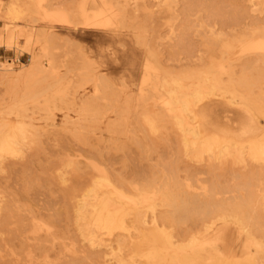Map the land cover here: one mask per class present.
<instances>
[{
	"label": "rangeland",
	"instance_id": "obj_1",
	"mask_svg": "<svg viewBox=\"0 0 264 264\" xmlns=\"http://www.w3.org/2000/svg\"><path fill=\"white\" fill-rule=\"evenodd\" d=\"M83 9L91 16L98 14L102 20L97 18L103 24L97 28H86ZM58 11L67 13L68 23L51 19L54 18L52 13ZM115 13H118L117 18ZM11 30L16 38L9 42ZM262 43L264 0H0V126L6 125L13 130L21 122L26 126L23 127L25 133L20 136L22 140L19 139V153H0V183L1 186H11L9 189L17 192L18 204L22 205L20 217L27 226L48 222L54 227L56 224L57 228L51 234L34 233L35 237H40L37 240L29 231H13L11 237L9 231L7 235V231L1 232L0 229V264H146L150 261L147 260V252H160L159 257L161 253L168 256L167 259L163 257L164 261L161 257L163 262L158 260L156 264H179L182 254L194 252H200V255L205 252L201 257H207H203L198 264H206V261L219 264V261L214 263L217 260H221V264H237L238 261L241 264H264V202L261 201L263 199L258 202L259 198H264L261 194L264 193ZM33 62H37L33 67L35 70H31ZM25 68L28 70L25 71ZM3 73L11 75L12 79H3ZM18 73L19 76H15ZM199 79L201 83H207H202L204 94L197 100L191 91L201 85ZM215 79L220 82L214 83ZM179 87H182V92ZM169 91L178 95L172 96ZM180 92L181 95L187 94L185 99L179 97ZM179 100L191 101L192 105H188L191 113H181L185 106ZM171 101L176 104L171 105L175 106L173 109L169 105ZM182 104L184 107L181 109ZM182 117L186 121H182ZM181 127L184 129L181 130ZM187 128L195 131L196 135L185 130ZM216 139L221 140L216 141L220 148L229 140L244 145L243 158L240 156L243 160L237 159V152H234L233 158L237 157L240 161L233 159L232 155L227 157L223 149L222 154L219 153L218 147L214 148L217 151L210 153L214 149L210 150L208 144ZM192 140L196 146L192 145ZM252 144L259 146L257 150ZM204 147L209 151H201ZM254 151L263 161L258 160L259 156ZM251 153H254V158ZM167 176L170 180L172 178V183H166L169 180ZM147 182L148 186L152 185L150 190L153 187L151 193L145 186ZM99 184L130 186L125 192L131 196L135 208L126 213L132 215L124 216L127 223L124 222V229L127 230L102 231L100 239L103 240L96 244L86 237L85 241L84 236H80V230L77 231L78 225L72 221L73 204L64 197L66 192L63 188L67 191L77 186L80 189L79 185ZM166 185L176 190L180 188L174 201L168 202L165 194L162 195ZM248 187L252 190L250 193ZM157 188L161 195L156 192ZM207 189L210 192L205 191ZM186 190L197 196L189 192V196L192 193L189 197L180 192ZM1 191L0 203L4 198ZM211 192L217 198L206 194ZM134 193L138 196L142 194L145 199L138 200ZM203 193L205 197L201 196ZM250 194L253 195L248 199ZM149 196L152 198L149 199ZM153 196L156 202L151 200ZM187 199L192 200L188 202ZM194 199L195 204V201L192 202ZM250 199L254 202V206L251 205L253 212L244 206L251 204L248 202ZM145 200L147 206L151 204L149 209L144 204ZM163 202L167 208L163 207ZM172 202L179 205L176 209L180 208L181 212H186L185 208L192 209H188L191 217L188 213L176 212L175 207L170 205ZM200 204L201 208L205 205L202 209L207 211L200 210V207L193 210ZM71 205V209H67ZM211 205L216 208L212 209ZM218 205L227 209L228 213L220 211ZM152 206H156L155 212L150 210ZM136 208H141L137 209L139 213ZM197 209L206 216L204 219H201V213L197 212L201 217L195 215ZM212 210H216L214 214L220 215L222 221L213 216ZM172 211L179 217L174 216L177 214ZM162 216L179 218L178 221H184L185 225L181 223V229L175 230L169 226H165L164 230L161 226L158 236L155 234L153 238L150 235L154 231V220L162 223ZM230 216L236 220L229 221L232 219ZM202 220H206L205 224L212 222L215 230L205 233ZM171 230L175 236L179 231L181 234L173 238L176 245L172 246L165 242L172 235ZM220 232L223 233L222 238H216ZM147 233H150L149 239ZM52 234H55L54 237ZM1 235L8 237L5 239ZM193 237L195 239L191 241ZM160 239H165L164 243H160ZM205 241H209L208 245ZM158 243L161 245L158 246ZM193 243L199 246H193ZM164 244L168 246L164 247ZM147 246H153V249L148 250ZM177 246L180 249H176ZM212 258L216 260L212 261ZM151 262L147 264H155Z\"/></svg>",
	"mask_w": 264,
	"mask_h": 264
},
{
	"label": "bare ground",
	"instance_id": "obj_2",
	"mask_svg": "<svg viewBox=\"0 0 264 264\" xmlns=\"http://www.w3.org/2000/svg\"><path fill=\"white\" fill-rule=\"evenodd\" d=\"M174 2V1H173ZM110 3V2H109ZM163 5V4H162ZM111 7V6H110ZM110 7H109V9H110ZM171 7V6H170ZM106 8V7H105ZM103 12V11H102ZM109 13V12H108ZM82 14H83V17H84V26L86 27V28H92V27H96L97 28V26H99V25H102L103 23H102V21H100V20H102V19H100L98 16V14H97V16H96V14H92L93 16H91L90 14H88L84 9H83V12H82ZM106 14V13H105ZM116 14V18H117V14L118 13H115ZM122 15V14H121ZM50 17V16H49ZM52 17H54V18H51V19H53V21H60L61 23L64 21V23L66 24V23H68V15H67V13L65 12V11H58V12H54V13H52ZM100 19V20H98V18ZM115 19V18H114ZM110 20V19H109ZM172 20V19H171ZM170 20V21H171ZM238 20V19H237ZM67 21V22H66ZM108 21V20H107ZM112 21V20H111ZM106 22V21H105ZM109 22V21H108ZM117 23V22H116ZM101 27V26H100ZM230 27V26H229ZM111 28V27H110ZM220 28V27H219ZM112 29H113V27H112ZM248 29V28H247ZM239 30V29H238ZM12 31V30H11ZM212 32V31H211ZM9 33V32H8ZM200 34V33H199ZM211 36V35H210ZM221 36V35H220ZM255 37V36H254ZM259 37H261V35L259 36ZM15 38H16V34H14L13 33V31L12 32H10L9 34H8V41L9 42H12V41H14L15 40ZM134 38V37H133ZM205 40V39H204ZM262 42H263V40H261ZM260 44V43H259ZM263 45H264V43H262ZM261 44V45H262ZM260 45V46H261ZM138 46V45H137ZM141 46V45H140ZM258 46V45H257ZM261 47H263V46H261ZM259 50H260V48H259ZM261 52V51H260ZM148 58V57H147ZM35 62V61H34ZM34 62H33V64L31 65V70L32 69H34L35 70V68H33V67H36V63L34 64ZM190 62V61H189ZM35 65V66H34ZM96 66V65H95ZM29 67V66H28ZM26 69L27 68H25V71H26ZM30 69V68H29ZM3 70H5V69H3ZM28 70V69H27ZM37 70V69H36ZM24 71V70H23ZM22 71V72H23ZM30 71V70H29ZM21 72V73H22ZM31 72H34V71H31ZM31 72H27V74H30ZM5 73H6V70H5ZM5 73H3L2 74V78L3 79H9V78H11L12 79V77H11V75H7V74H5ZM35 73V72H34ZM27 74H24L25 76L27 75ZM19 76V73L18 74H15V76ZM22 76H23V74H21ZM20 75V76H21ZM17 76V77H18ZM22 76H21V78H22ZM24 76V77H25ZM17 77H15V78H17ZM27 77V76H26ZM208 77V76H207ZM14 78V77H13ZM14 78V79H15ZM19 79H20V77H19ZM204 79V78H203ZM206 79V78H205ZM204 79V80H205ZM200 80V79H199ZM209 80V79H208ZM216 80H218V79H215V80H213V82L214 83H216V82H218V81H216ZM216 81V82H215ZM220 82V81H219ZM218 82V83H219ZM148 83V82H147ZM199 83L201 84L199 87L197 86V88L196 89H194L193 91H191V93H192V95H193V97L195 98V99H197V100H199V99H201L202 97H203V94H204V89H205V87L203 88L202 87V83H203V81H202V83H201V80L199 81ZM204 83H207V81H205ZM203 83V84H204ZM146 84V83H145ZM211 84H212V82H211ZM125 85V84H124ZM214 85V84H213ZM217 86V85H216ZM216 86H214V87H216ZM181 88L182 87H179V89H180V91H181ZM186 89V88H185ZM216 90L217 89H219V88H215ZM187 90V89H186ZM175 91V90H174ZM187 91H189V90H187ZM172 92H173V90H172ZM182 92V91H181ZM181 92H180V96L179 97H181V99L183 100V98L185 99V97L184 96H186L187 94H184V95H181ZM184 92V91H183ZM190 92V91H189ZM169 93H171V91H169ZM186 93V92H185ZM210 93V92H209ZM172 94V96H174V94L175 95H178V94H176V93H171ZM170 94V95H171ZM183 94V93H182ZM169 95V96H170ZM171 96V97H172ZM190 96H191V94H190ZM206 97V96H205ZM168 98H170V97H168ZM177 98V97H176ZM187 98V97H186ZM180 99V98H179ZM172 100L175 102V100H174V98H172ZM182 100H179V101H182ZM170 102V101H169ZM183 102V104H184V106H183V104H182V107H180L181 109L184 107V110L183 111H181V113H183L184 111L185 112H187V111H189V109H188V105H190V103H191V101L189 100V102L190 103H188V100H184V101H182ZM176 104L178 103L177 101L175 102ZM172 104H174L172 101H171V104H169L170 106L172 105ZM176 104H174V105H176ZM168 105V104H167ZM173 105V107L171 106H168V109H170V108H174L175 106ZM192 105V104H191ZM190 105V106H191ZM181 106V105H180ZM170 107V108H169ZM189 108H191V107H189ZM170 111H171V109H170ZM175 111V110H174ZM173 112V111H172ZM189 113H191V111H189ZM188 113V114H189ZM185 114V113H184ZM183 114V115H184ZM187 114V113H186ZM182 115V114H181ZM182 115V116H183ZM186 116H188V115H186ZM181 117V116H180ZM186 121V119H183V117H182V121ZM177 122V121H176ZM184 123V122H183ZM186 123V122H185ZM188 123V122H187ZM0 124H2V123H0ZM20 123H18L16 126H14V127H16L15 128V130H13V129H8V127L6 126V125H1L0 127H1V129H0V153H7L8 155L9 154H15V153H19V145H20V142H19V139H20V136L22 135L23 136V133H25L24 132V128H26V126L25 125H23V123L21 122V125H19ZM181 125H182V123H181ZM180 125V126H181ZM185 125V124H184ZM183 125V126H184ZM189 125L187 124V127H188ZM24 127V128H23ZM182 128V127H181ZM186 128V127H185ZM184 129V127L181 129V130H183ZM185 130H188V132L189 133H192V134H195L196 135V132L195 131H193V130H191V129H185ZM184 130V131H185ZM26 131H28V130H26ZM27 133V132H26ZM26 135V134H25ZM24 135V136H25ZM189 135V134H188ZM200 135V134H199ZM198 136V135H197ZM22 138V137H21ZM24 138V140L26 139V137H23ZM186 138V137H185ZM199 138V137H198ZM20 140H22V139H20ZM23 140V141H24ZM187 140V139H186ZM185 140V141H186ZM193 140H195V139H193ZM192 140V142L194 143H192V142H190V145H191V143H192V145H195V141H193ZM196 140L198 141V140H200V139H197L196 138ZM217 140H219V139H216V140H214V141H212V142H210L209 143V141H208V148L210 149V150H212V149H214V148H220L219 146H221V145H219V143L218 142H216ZM184 141V140H183ZM190 141V140H189ZM201 141V140H200ZM204 141L205 140H203V144H204ZM220 142H221V140H219ZM224 141H226V140H224ZM187 142V141H186ZM197 143V142H196ZM218 143V144H217ZM225 143V142H224ZM255 143V142H254ZM253 143V144H254ZM258 143V142H257ZM198 144H201V143H199L198 142ZM252 144V145H253ZM93 145V144H92ZM202 145V144H201ZM251 145V146H252ZM255 145V144H254ZM253 145V146H254ZM187 146H189V143L187 142ZM196 146V145H195ZM194 146V147H195ZM222 146H223V144H222ZM199 147V146H198ZM202 147H203V145H202ZM257 147H259V146H254V149L256 148V150H257ZM206 147H204V148H202L201 149V151L204 149V150H208V148H206ZM200 149V148H199ZM221 149H223L222 151L223 152H227V157H228V155H232V158H233V155L235 156V154H234V152H237L238 154H236L237 156H239L237 159H241V160H243L242 158H243V154H244V149H245V147H244V145H239V144H234V143H232L230 140H229V142H227L222 148H220V150H219V153H221L222 154V151H221ZM185 150V149H184ZM264 150V149H263ZM209 151V150H208ZM214 151H217V149L215 150H213L212 152H210V153H213ZM252 151V150H251ZM204 152V151H203ZM206 152V151H205ZM204 152V153H205ZM253 152V151H252ZM255 152V151H254ZM229 153V154H228ZM243 153V154H242ZM260 153V152H259ZM1 154V155H2ZM21 154V153H20ZM220 154V155H221ZM224 154V153H223ZM240 154V155H239ZM253 154L254 153H251V157H255V156H253ZM255 154L257 155V156H259L258 157V160H262L263 161V159H260V155L258 154V152L256 153L255 152ZM0 155V156H1ZM4 155V154H3ZM15 155H17V154H15ZM106 156H107V154H106ZM219 156V155H218ZM240 156H242V158H240ZM223 157V156H222ZM224 157H225V155H224ZM231 157V156H230ZM5 158V157H4ZM15 158V157H14ZM20 158V157H19ZM18 158V159H19ZM24 158V157H23ZM236 158H233V159H235L236 161H240V160H237ZM264 158V157H263ZM0 159H2V156L0 157ZM16 159V158H15ZM30 159V158H29ZM4 160V159H3ZM34 160V159H33ZM35 160H37V159H35ZM7 161V160H6ZM27 161H29V160H27ZM31 161V160H30ZM21 162H22V158H21ZM7 163H9V162H7ZM27 163V162H26ZM37 163V162H36ZM100 163V162H99ZM6 164V163H5ZM29 164H31V163H29ZM33 164V163H32ZM38 164H39V162H38ZM111 164V163H110ZM2 165V164H1ZM4 165V164H3ZM2 165V166H3ZM13 165V164H12ZM15 165V164H14ZM21 165V164H20ZM102 165V164H101ZM6 165H4V167H5ZM8 166V165H7ZM23 166V165H22ZM31 166V165H30ZM114 166V165H113ZM59 167V166H58ZM87 167V166H86ZM8 168V167H7ZM16 168V167H15ZM29 168V167H28ZM2 169H3V167H2ZM9 169V168H8ZM94 169V168H93ZM4 170V169H3ZM84 170V169H83ZM86 170V169H85ZM81 171V170H80ZM144 171V170H143ZM25 173V172H24ZM33 173V172H32ZM61 173V172H60ZM85 173V172H84ZM172 173V172H171ZM16 174H17V172H16ZM47 174V173H46ZM7 175V174H6ZM18 175V174H17ZM23 175V174H22ZM104 175V174H103ZM114 175V174H113ZM124 175V174H123ZM126 175V174H125ZM175 175V174H174ZM13 176V175H12ZM63 176V175H62ZM65 176V175H64ZM102 176V175H101ZM121 176V175H120ZM141 176V175H140ZM14 177V176H13ZM84 177V176H83ZM123 177V176H122ZM130 177V176H129ZM142 177V176H141ZM168 177V176H167ZM4 178V177H3ZM12 178V177H11ZM21 178V177H20ZM166 178V177H165ZM169 178V177H168ZM167 178V179H168ZM97 179V178H96ZM134 179V178H133ZM142 179H144V178H142ZM146 179V178H145ZM166 179V180H167ZM22 180V179H21ZM34 180V179H33ZM32 180V181H33ZM171 180H172V178H171ZM170 178H169V180L168 181H166V183H169L170 181ZM176 180V179H175ZM175 180H173V181H175ZM1 181V180H0ZM22 181H24V180H22ZM65 181V180H64ZM98 181V180H97ZM103 181V180H102ZM107 181V180H106ZM126 181V180H125ZM136 181V180H135ZM148 181V180H147ZM28 182V181H27ZM61 182V181H60ZM78 182V181H77ZM96 182V181H95ZM99 182V181H98ZM97 182V183H98ZM131 182V181H130ZM146 182V181H145ZM164 182V181H163ZM176 182H178V181H176ZM176 182H174V184L176 183ZM34 183V182H33ZM79 183V182H78ZM134 183H136V182H134ZM150 183V182H149ZM170 183H172V182H170ZM95 184V183H94ZM111 184V183H110ZM152 184H154L153 183V181H152ZM163 184V183H162ZM162 184H161V186H162ZM165 184V183H164ZM2 185V183H0V186ZM25 185V184H24ZM28 185V184H27ZM77 185V184H76ZM100 185V184H99ZM99 185H97V186H80L79 185V187H80V189H78V186L77 187H75L76 188V190H75V188L74 189H72V190H67L66 191V188L64 189L63 188V190H65V192L66 193H64L66 196H64L68 201H70L71 202V204H73V207H72V205L70 206V208H68L67 207V209H71V207L73 208V213H72V215H73V217H72V219L74 218V220H72L73 221V223H74V221H75V223L78 225V230L77 231H79L80 230V233L82 234H80V236H84V239H85V241H86V238H88L89 239V241H93V243L95 242H99L100 243V240L102 239H100V236H101V233H102V231L104 232V231H107V232H112V231H114L115 229H124L125 228V221H124V219L126 218V217H124V216H127V215H132V214H127L126 215V213L128 212V213H131V211H133V209L135 208L134 206H132L133 204H134V202H133V200H132V198H131V196H128V195H126V192H125V190L128 188V187H130V186H99ZM118 185V184H117ZM139 185V184H138ZM137 185V188H139V186ZM148 186V182L147 183H145V186ZM150 185V184H149ZM157 185V184H156ZM170 185V184H169ZM172 185V184H171ZM176 185H179V183L178 184H176ZM176 185H175V188H176ZM63 186V185H62ZM143 186V185H142ZM141 186V187H142ZM150 186H152V185H150ZM150 186H148V187H146V188H150ZM154 186V185H153ZM159 186V185H158ZM164 186V185H163ZM167 186V185H166ZM165 186V187H166ZM2 187V188H1ZM0 187V189L2 190L1 192L2 193H4V198H3V200L1 201V203H0V224H1V227H0V229H2V231L1 232H4V231H7V233H5V234H7L8 235V233L10 232V235L9 236H11V233L13 232V231H16V232H18V231H29V232H32L31 234H33V238L36 236H34V233H39V232H45L46 234H48V233H50L51 234V232L53 233L54 231H55V229H57L56 228V224H55V220L57 219H55V220H53L54 222H53V224H55V227L53 226V225H49V223L48 222H46L45 223V225H40L39 224V222H38V224H39V226H35L34 224L33 225H31V226H27L23 221L24 220H22V218L20 217L21 215H20V208H22L21 206V204H20V207L18 206L19 204H18V202H19V198L17 197V192H15V191H13V190H10L9 188L11 187V186H1ZM64 187H66V186H64ZM69 188H70V186H68ZM67 187V188H68ZM133 187H134V185H133ZM160 187V186H159ZM178 187V186H177ZM218 187V186H217ZM220 187V186H219ZM232 187V186H231ZM20 188V187H19ZM72 188V187H71ZM145 187H142V189L143 190H145L144 189ZM156 188V187H155ZM154 188V189H155ZM164 188V187H163ZM163 188H161L162 190H163ZM174 187H169V186H167V188H164V192L165 193H162V195L163 194H165V197L164 198H166V201H174L178 196H176L177 194H175L180 188L178 187L177 189L178 190H176V189H173ZM26 189V188H25ZM44 189V188H43ZM50 189V188H49ZM135 189V188H134ZM141 189V188H140ZM191 189V188H190ZM206 189V188H205ZM214 189V188H213ZM215 189H216V187H215ZM218 189V188H217ZM246 189V188H245ZM248 189L250 190V187H248ZM261 189H263V188H261ZM48 190V189H47ZM52 190V189H51ZM150 190V189H149ZM152 191H153V187H152V189H151ZM151 190L149 191V193H151ZM182 190V189H181ZM209 189H207V190H205V191H208ZM249 190H246V193L249 191ZM253 190H255V189H253ZM257 190V189H256ZM255 190V191H256ZM258 190H259V188H258ZM257 190V191H258ZM137 191H140V190H137ZM148 191V190H147ZM162 191V192H163ZM213 191H215V190H213ZM233 191V190H232ZM245 191V190H244ZM252 190H250L249 191V193L251 192ZM263 192H264V190H262ZM131 192V191H130ZM156 192H158V193H160V195H161V191L157 188V191ZM181 193H183V195H184V193H186L187 194V196H189L188 195V193L189 192H192L191 190L187 193V190H186V192H182V191H180ZM179 192V193H180ZM208 192H210V191H208ZM218 192V191H217ZM254 192V191H253ZM260 192H261V190H260ZM259 192V193H260ZM20 193V192H19ZM140 193H144V191L142 192H140ZM154 193H155V191H154ZM178 193V194H179ZM193 193V192H192ZM192 193L190 194V196L189 197H191L192 196ZM205 193V192H204ZM202 194L201 196H204V195H208V194H210L211 196H213L212 195V192L211 193H206V194ZM249 193H247V194H249ZM256 195L258 194V193H256V192H254ZM253 193V194H254ZM28 194H30V193H28ZM194 194V193H193ZM247 194H246V196H247ZM253 194H250V195H248V199L250 198L249 196H252ZM254 194V195H255ZM261 194H264V193H262L261 192ZM132 195H133V193H132ZM134 195H136V193H134ZM182 195V196H183ZM214 195H216V194H214ZM217 195H218V193H217ZM220 195V194H219ZM260 195V194H259ZM21 196V195H20ZM63 196V195H62ZM138 195H136V197H137ZM139 196H141V198L139 197ZM138 196V200H140V199H142L143 197H142V194L141 195H139ZM157 196V195H156ZM194 196H197V194L195 195L194 194ZM201 196H199L200 197V199H201ZM258 196V195H257ZM257 196L255 197V199L257 198ZM144 197H146V196H144ZM148 197V196H147ZM150 197L151 196H149V199H150ZM163 196H161V198H162ZM205 197V196H204ZM203 197V198H204ZM207 197V196H206ZM213 197H215V196H213ZM254 197V196H253ZM262 197V196H261ZM152 198V197H151ZM154 198H155V196H153V199H151V200H154ZM158 198V197H157ZM198 198V197H197ZM210 198V197H209ZM215 198H217V197H215ZM252 198V197H251ZM136 199V201H138ZM143 199H145V198H143ZM148 199V198H147ZM156 199V198H155ZM159 200H160V198H158ZM184 199H185V196H184ZM205 199V198H204ZM213 199V198H212ZM245 199V198H244ZM247 199V198H246ZM245 199V200H246ZM247 199V200H248ZM260 199H263L264 200V198L262 197V198H259L258 199V202H259V200ZM22 200V199H21ZM60 200V199H59ZM73 200H74V202H73ZM157 200V199H156ZM158 200V201H159ZM161 200H163V199H161ZM182 200H183V198H182ZM186 200V199H185ZM190 200H192V199H187V201L189 202ZM199 200V199H198ZM208 199H206V201H207ZM226 200V199H225ZM224 200V201H225ZM244 200V201H245ZM257 200V199H256ZM263 200H261L262 202H264ZM141 201V200H140ZM143 201V200H142ZM148 201V200H147ZM155 201V200H154ZM153 201V202H154ZM157 201V202H158ZM163 201H165V199L163 200ZM177 201V204H178V200H176ZM184 201V200H183ZM195 201V199L192 201V202H194ZM204 201V200H203ZM223 201V202H224ZM253 201V200H252ZM252 201H251V199L248 201V202H251V204L249 205V203H247V201L245 202V203H247L248 204V206H254V202L252 203ZM255 201V200H254ZM73 202V203H72ZM149 202V201H148ZM151 202V201H150ZM156 202V201H155ZM154 202V203H155ZM187 202V203H188ZM192 202H190L191 204H192ZM200 202L202 203V200H200ZM205 202V201H204ZM220 202V201H219ZM243 201H241V203H242ZM136 203V202H135ZM152 203V202H151ZM153 203V204H154ZM160 203H161V201H160ZM164 203V202H163ZM196 203V201L194 202V204ZM198 203H199V201H198ZM209 203V202H208ZM211 203V202H210ZM225 203V202H224ZM233 203H236L235 201L233 202ZM244 203V204H245ZM67 204V203H66ZM144 204L146 205V200L144 201ZM152 204V205H153ZM162 204V203H161ZM165 205L163 206L164 208H167V207H165L166 206V203H164ZM172 204V205H171ZM173 204H175V202L173 203H170V205L172 206V207H175V209L177 208L178 209V206L179 205H177V204H175V205H173ZM185 204V203H184ZM193 204V205H194ZM204 204V203H203ZM237 204H239V203H237ZM236 204V205H237ZM151 204H149V206H147V208L148 207H151L150 206ZM158 205H160V204H158ZM167 205H169V203H167ZM207 205V204H206ZM213 205V204H212ZM212 205L210 206L212 209H213V207H215V206H213L212 207ZM228 205H229V202H228ZM241 205H243V203L241 204ZM136 206H137V203H136ZM138 206H139V204H138ZM171 206H170V208H171ZM203 206H205V205H203ZM203 206H202V208H203ZM219 206V205H218ZM227 206V205H226ZM239 206H240V204H239ZM238 206V207H239ZM245 207H247V208H249V210H250V212H253V211H251V208H253L254 209V207H248L247 205H244ZM257 206V205H256ZM258 206H260V207H262L263 208V206H264V204H263V206H261V205H258ZM145 207V206H144ZM198 207H200L201 208V204H200V206H198L197 205V207H193V210H194V208L196 209V208H198ZM210 207L208 206V208L210 209ZM221 207V205L218 207L219 208V210L220 209H222V208H220ZM231 207V206H230ZM233 207H234V204H233ZM133 208V209H132ZM143 208V207H142ZM154 208H156V206L154 207ZM153 208V206H152V208H150V210L151 209H153V212H155V209ZM199 208V209H200ZM200 209V210H205V211H207V209ZM206 208V207H205ZM216 208V207H215ZM24 209V208H23ZM61 209V208H60ZM137 209L138 208H136L135 210H136V212H138L137 211ZM139 209H141V208H139ZM138 209V210H139ZM149 209V208H148ZM176 209V210H177ZM188 209H190V208H185V211L186 212H183V214L185 213V214H187V215H190L189 213H191ZM258 209H259V207H258ZM134 210V211H135ZM181 209L179 208V210H177L176 212H180V213H182L181 211H180ZM188 210V211H187ZM190 210H192V209H190ZM218 210V209H217ZM222 210H224V211H226L225 209H222ZM240 209L238 208V211H239ZM242 210H244V209H242ZM248 210V209H247ZM248 210V211H249ZM255 210H257V207H256V209ZM59 211V210H58ZM66 211V210H65ZM71 211V210H70ZM70 211H66L67 213H70ZM71 211V212H72ZM130 211V212H129ZM216 211V210H215ZM214 210H212V212H213V216L214 215H216V214H214V213H216ZM221 211V210H220ZM223 211V212H224ZM246 211V210H245ZM245 211H242V213L243 212H245ZM259 211H261V210H259ZM262 211L264 212V209H262ZM29 212V211H28ZM60 212H61V210H60ZM65 212V213H66ZM173 212V211H172ZM175 211L173 212V213H176ZM201 213V211L199 212V210L197 209V211L195 210V213ZM210 213H211V210L209 211ZM207 213V214H210V213ZM219 212V211H218ZM227 213H228V211H226ZM225 212V213H226ZM231 212V211H230ZM235 212V211H234ZM133 213H135V212H133ZM139 213V212H138ZM178 213H176L177 215H175L174 214V216H176V217H179L178 216ZM194 212H193V214H195ZM195 214L196 216H198L199 214ZM238 213V212H237ZM256 213H257V211H256ZM141 214V213H140ZM170 214V213H169ZM183 214H182V216H183ZM201 214H203V213H201ZM212 214V213H211ZM210 214V216H212ZM260 214V213H259ZM258 214V215H259ZM27 215V214H26ZM37 215V214H36ZM40 215V214H39ZM136 215V214H135ZM143 215V214H142ZM142 215H139L140 217H142ZM161 215V213L159 214V216ZM163 215V214H162ZM166 215H167V212H166ZM224 215V214H223ZM235 215H240V214H235ZM234 215V216H235ZM246 215V214H245ZM254 215V214H253ZM263 215V214H262ZM23 216V215H22ZM133 216H134V214H133ZM137 216V218H139L138 217V214L136 215ZM159 216L157 215V218H159ZM169 216H171V214L169 215ZM172 216H173V214H172ZM200 216V215H199ZM202 216V218L201 219H204L206 216L203 214V215H201ZM200 216V217H201ZM217 216V215H216ZM220 216V215H219ZM219 216H217V217H219ZM233 216V215H232ZM241 216V215H240ZM242 216H244V215H242ZM257 215L255 214V217H256ZM52 217H53V215H52ZM68 217L70 218V216H69V214H68ZM135 217V216H134ZM164 216H162V217H160V220L163 218ZM176 217H174V218H176ZM190 217H191V215H190ZM189 217V218H190ZM204 217V218H203ZM215 217V216H214ZM227 217V216H226ZM231 217V216H230ZM246 217V216H245ZM24 218V217H23ZM29 218V217H28ZM34 218V217H33ZM32 218V219H33ZM50 218V217H49ZM137 218L135 219L136 221H137ZM172 218V217H171ZM171 218H163V222L161 223V221H159L158 220V222H156L155 220H154V224H155V226H154V228L152 227V229H154V231L151 229V227L149 228V229H151L152 231V233H151V235L150 236H154L153 238H155L156 236H158L157 235V233H159L160 232V230L162 229V228H159V227H167V226H169L168 228H171V229H173V230H175V229H177V228H179V229H181V227H180V224L181 223H183L184 224V221H182L181 223H180V221H178V219L179 218H176V219H171ZM221 218H223L222 216H221ZM232 218V217H231ZM234 218V217H233ZM233 218L231 219V220H229V221H234V220H236V219H234L233 220ZM240 218V217H239ZM37 219V218H36ZM51 219V218H50ZM140 219V218H139ZM154 219V218H153ZM152 219V220H153ZM181 219V218H180ZM191 219V218H190ZM219 219H220V217H219ZM224 219H226L227 220V218H224ZM230 219V218H229ZM253 219V218H252ZM255 219V218H254ZM26 220V219H25ZM33 220H35V219H33ZM134 220V221H135ZM142 220V219H141ZM140 220V221H141ZM194 221L195 220H197V219H193ZM193 220H192V222H193ZM209 220H211V219H209ZM221 220V219H220ZM247 220V219H246ZM256 220V219H255ZM199 220H197V222H198ZM213 221V220H212ZM222 221V220H221ZM223 221H225V220H223ZM229 221H227L228 223H230ZM237 221L239 222V220L237 219ZM237 221H235L236 223H237ZM258 221H259V219H258ZM260 221H262V219L260 220ZM264 221V220H263ZM36 222H37V220H36ZM50 222V221H49ZM125 222V223H124ZM145 222V221H144ZM191 222V221H190ZM191 222V223H192ZM202 222H204L203 220H202ZM205 222H206V220H205ZM205 222L204 223H202V224H204V231H205V233L207 232V233H212L215 229H214V224L212 223V222H208V223H206L205 224ZM249 222V221H248ZM51 223V222H50ZM67 223V222H66ZM195 223V222H194ZM233 223V222H232ZM235 223V224H236ZM246 223V222H245ZM250 223V222H249ZM248 223V224H249ZM253 223V222H252ZM255 223H257V221L255 222ZM264 223V222H263ZM15 224V225H14ZM37 224V223H36ZM127 224V223H126ZM153 224V225H154ZM183 224H182V226H183ZM193 224V223H192ZM191 224V225H192ZM196 224V223H195ZM242 224V223H241ZM241 224H239V225H241ZM248 224H247V226H248ZM261 224V223H260ZM260 224H258V225H260ZM13 225V226H12ZM185 225V224H184ZM197 225V224H196ZM199 225H200V223H199ZM238 225V226H239ZM58 226V225H57ZM131 226V225H130ZM134 226V225H133ZM139 226V225H138ZM141 226V225H140ZM193 226V225H192ZM202 226V225H201ZM246 226V225H245ZM245 226H242V227H245ZM128 227V226H127ZM196 227V226H195ZM241 227V226H240ZM251 227V226H250ZM255 226H253V228H254ZM175 228V229H174ZM187 229H188V227H186ZM186 228H184V230L186 229ZM190 228V230H191V226L189 227ZM201 228V227H200ZM264 228V227H263ZM119 229V230H120ZM160 229V230H159ZM252 229V228H251ZM257 229V228H256ZM63 230V229H62ZM124 230H127V229H124ZM123 230V231H124ZM142 230V229H141ZM164 230H165V228H164ZM173 230H171V232L173 231ZM182 230H183V228H182ZM200 230V229H199ZM258 230V229H257ZM9 231V232H8ZM57 231V230H56ZM73 231V230H72ZM143 231V230H142ZM148 231V230H147ZM150 231V230H149ZM192 231V230H191ZM240 231H241V229H240ZM244 231V230H243ZM248 230H246V232H247ZM250 231H252V230H250ZM254 231V230H253ZM256 231V230H255ZM261 231V230H260ZM20 232L18 233V234H20ZM23 232V233H24ZM26 232V233H27ZM141 232V231H140ZM164 232V231H163ZM176 232V231H175ZM178 232V231H177ZM185 232H186V230H185ZM223 232V231H222ZM245 232V233H246ZM44 233V234H45ZM105 233V232H104ZM128 233H130V231L128 232ZM169 233V232H168ZM188 233V232H187ZM244 233V232H243ZM252 233V232H251ZM14 234V237L16 236L15 235V233H13ZM12 234V235H13ZM107 234H109V233H107ZM112 234V233H111ZM133 234V233H132ZM148 234V239H149V234L150 233H147ZM152 234H154V235H152ZM155 234H156V236H155ZM163 234V233H162ZM166 234V233H165ZM165 234H163V235H165ZM176 234V233H175ZM198 234V233H197ZM2 236V237H8V236ZM39 235H40V233H39ZM53 235H55V234H52L51 236H53ZM58 235V234H57ZM120 235V234H119ZM159 235H161V234H159ZM180 231L178 232V234L175 236L174 234H173V232H172V235L170 234V238H168L167 240L168 241H165L168 245H176L175 244V242H173V238L174 237H180ZM18 236V235H17ZM22 236H23V234H22ZM21 235L20 236H18V238L20 237H22ZM50 236V235H49ZM140 236V235H139ZM222 236H223V233H219L218 235H216V238H222ZM253 236V235H252ZM252 236H250V237H248L249 239L252 237ZM12 237V236H11ZM54 237V236H53ZM86 237V238H85ZM123 236H121V238H122ZM132 237V236H131ZM138 237V236H137ZM205 237V236H204ZM254 237V236H253ZM36 238H40V237H35V239ZM46 238H49L48 236L46 237ZM83 238V237H82ZM98 238H99V240H98ZM152 240H153V238L152 237H150ZM161 238V237H160ZM6 239V238H5ZM29 239V238H28ZM74 239V238H73ZM119 239V238H118ZM147 238H145V240H148ZM157 239H158V237H157ZM157 239H156V241H157ZM178 239V238H177ZM195 239V237H193L192 239H191V241L192 240H194ZM9 240V239H8ZM37 240V239H36ZM39 240V239H38ZM103 240V239H102ZM135 240H137L136 238H135ZM134 240V241H135ZM152 240H150V241H152ZM155 240V239H154ZM159 240V239H158ZM160 240H162V239H160ZM163 240H165V239H163ZM163 240L162 241H160V243L161 242H163ZM175 240V239H174ZM204 240V239H203ZM7 241V240H6ZM20 241H21V239H20ZM54 241V240H53ZM123 241V240H122ZM150 241H149V243H150ZM22 242L24 243V240H22ZM22 242H20V244L22 243ZM57 242V241H56ZM59 242V241H58ZM78 242V241H77ZM209 242V241H208ZM207 242V243H208ZM254 242V241H253ZM72 243V242H71ZM124 243H125V241H124ZM154 243V242H153ZM164 243V242H163ZM198 243H199V241H198ZM200 243H201V241H200ZM199 243V244H200ZM204 242H202V244H203ZM205 243H206V241H205ZM206 243V245H208ZM255 243V242H254ZM261 243V242H260ZM90 244H92V242L90 243ZM97 244V243H96ZM101 244H103L102 242H101ZM167 244H164L165 246L164 247H166V246H168ZM197 243H193V246L195 245V246H199V245H196ZM201 244V245H202ZM39 245H40V247H42L41 246V244L39 243ZM73 245V244H72ZM72 245H71V247H72ZM132 245V244H131ZM134 245V244H133ZM151 245V244H150ZM155 245V244H154ZM153 245V246H154ZM157 245V244H156ZM161 245V244H160ZM159 245V243H158V246H160ZM200 245V246H201ZM205 245V244H204ZM255 245V244H254ZM253 245V246H254ZM256 245H258V244H256ZM73 246H75V245H73ZM100 246V245H99ZM137 246V245H136ZM153 246L151 247L152 249H153ZM170 246V247H171ZM192 246V245H191ZM252 246V245H251ZM262 246V245H261ZM65 247H66V245H65ZM70 247V248H71ZM78 247V246H77ZM131 247V246H130ZM138 247V246H137ZM163 246H162V248H164ZM204 246H202V248H203ZM207 247H209V246H207ZM212 248H213V246H211ZM215 247H217V246H215ZM260 247V246H259ZM147 248H149L148 246H147ZM151 248H149L148 250H150ZM179 248V246H177V248L176 249H178ZM185 248V247H184ZM192 247H190V249H191ZM199 248V247H198ZM201 247H200V249H202ZM204 248H206V246L204 247ZM203 248V249H204ZM253 248V247H252ZM262 248V247H261ZM134 249H136V248H134ZM157 249H158V251H159V249H160V251H161V248H159V247H157ZM172 249H174V248H172ZM171 249V250H172ZM180 249V248H179ZM190 249H188L187 248V250H190ZM259 249V248H258ZM74 250H76V249H74ZM73 250V251H74ZM107 250H109V249H107ZM123 250V249H122ZM156 250V249H155ZM170 250V251H171ZM183 250H185V249H183ZM196 250H198L197 248H196ZM196 250H194V251H196ZM263 250V249H262ZM132 251V250H131ZM173 251V250H172ZM200 251V250H199ZM75 252V251H74ZM166 252H167V250H166ZM165 252V253H166ZM177 252H179V251H177ZM181 252V251H180ZM179 252V254H182V252L180 253ZM189 252V251H188ZM81 253V252H80ZM148 253V258H147V260H150V261H147L148 263L149 262H151V261H154V263L155 262H158V260H160V258H161V260H163L164 261V259H163V257H165V259H167V257H166V255H164L163 256V254L161 253V255H160V257H159V253L160 252H155V253H153V252H147ZM174 253V252H173ZM184 253H185V251H184ZM191 253V252H190ZM200 253V252H199ZM198 252L197 253H191L190 255H185V254H182L181 256H180V262L179 261H177V262H179V264H198L200 261H201V259L204 257L205 258V256H203V257H201V255H203V253H205V252H201L202 254L200 255ZM127 254H129V253H127ZM178 254V255H179ZM187 254V253H186ZM85 255V254H84ZM144 255H146L145 253H144ZM207 255V254H206ZM81 256V255H80ZM126 256V255H125ZM136 256H137V254H136ZM147 256V255H146ZM116 257V256H115ZM145 257V256H144ZM176 257H177V255H176ZM82 258V257H81ZM132 258V257H131ZM207 258V257H206ZM205 258V259H206ZM209 258H210V256H209ZM121 259V258H120ZM137 259V258H136ZM204 259V260H205ZM213 259V258H212ZM222 259V258H221ZM70 260V259H69ZM117 260V259H116ZM124 260V259H123ZM160 260V262H163V261H161ZM208 260H210V259H208ZM214 260H216V259H213L212 261H214ZM225 261H226V259H224ZM235 260V259H234ZM138 261V260H137ZM218 261H219V264H221L220 262H221V260H217V261H215L214 263H218ZM233 261V260H232ZM147 262H146V264H147ZM159 262V263H160ZM202 262H205V261H203L202 260ZM231 262V261H230ZM77 263H79V262H77ZM85 263V262H84ZM89 263V262H88ZM119 263H120V260H119ZM123 263V262H122ZM121 263V264H122ZM125 263V262H124ZM127 263H129L128 261H127ZM141 263V262H140ZM152 263V262H151ZM174 263H176V262H174ZM208 262L206 261V264H207ZM211 263H213V262H211ZM236 263H237V260H236ZM238 263H239V261H238ZM237 263V264H238ZM64 264V263H63ZM72 264H74V262L72 263ZM76 264V263H75ZM156 264V263H155ZM161 264V263H160ZM209 264V263H208ZM222 264H225V263H222ZM232 264V263H231ZM234 264V263H233ZM239 264H241V263H239Z\"/></svg>",
	"mask_w": 264,
	"mask_h": 264
}]
</instances>
